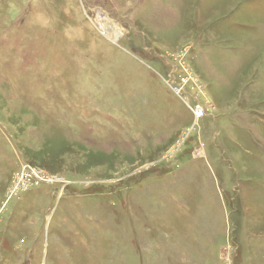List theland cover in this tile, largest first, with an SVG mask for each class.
I'll return each instance as SVG.
<instances>
[{
    "label": "rangeland",
    "instance_id": "rangeland-1",
    "mask_svg": "<svg viewBox=\"0 0 264 264\" xmlns=\"http://www.w3.org/2000/svg\"><path fill=\"white\" fill-rule=\"evenodd\" d=\"M0 264H264V0H0Z\"/></svg>",
    "mask_w": 264,
    "mask_h": 264
},
{
    "label": "bare ground",
    "instance_id": "bare-ground-1",
    "mask_svg": "<svg viewBox=\"0 0 264 264\" xmlns=\"http://www.w3.org/2000/svg\"><path fill=\"white\" fill-rule=\"evenodd\" d=\"M105 16V15H104ZM106 17V16H105ZM202 112V111H201Z\"/></svg>",
    "mask_w": 264,
    "mask_h": 264
}]
</instances>
